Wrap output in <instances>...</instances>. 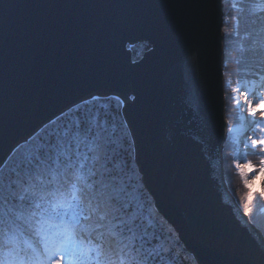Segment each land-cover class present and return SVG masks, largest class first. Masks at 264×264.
<instances>
[{
  "label": "snow or ice",
  "instance_id": "6c2138e0",
  "mask_svg": "<svg viewBox=\"0 0 264 264\" xmlns=\"http://www.w3.org/2000/svg\"><path fill=\"white\" fill-rule=\"evenodd\" d=\"M27 7L0 5V17L16 21L24 36L12 118L0 123V264H177L190 250L180 248L178 229L156 204L161 185L188 204L183 219L197 228L202 248L223 251L231 264H264V234L253 222L257 202H264V136L255 135L264 132V0H230L222 37L235 45L225 49L223 67L235 65L225 74L236 76L230 99L240 121L227 130L239 134L246 125L252 135H244L243 147L261 157L235 165L253 204L242 215L254 247L219 227L179 143L164 161L153 148L162 122L161 69L176 56L202 61V45L175 19L177 6H163V24L148 11L35 19L20 11ZM203 23L201 15V30ZM138 43L145 55L123 61L121 49ZM116 88L115 96L99 91ZM82 89L97 91L67 102ZM201 132L214 133L212 103Z\"/></svg>",
  "mask_w": 264,
  "mask_h": 264
},
{
  "label": "water",
  "instance_id": "95a60500",
  "mask_svg": "<svg viewBox=\"0 0 264 264\" xmlns=\"http://www.w3.org/2000/svg\"><path fill=\"white\" fill-rule=\"evenodd\" d=\"M16 3L32 7L21 8L20 11L35 14L33 18L47 19L52 16H82L87 19L95 15L130 14L138 11H148L164 23V13L168 11L165 5L177 6L175 19L186 25L188 36L203 47L202 61L197 65L185 61L179 56L173 62L161 69L164 77L162 90L161 116L162 122L154 138L155 154L164 161L173 146L179 143L187 154L189 161L196 169L201 180L205 195L210 203L212 214L222 230H225L249 247H254L248 232L245 231L247 217L242 215L230 192L228 191L221 167V144L225 134L224 99L222 89V33H221V0H0V5ZM160 5L161 7L136 8L127 7H82L87 5ZM204 4L208 8H190L187 5ZM71 7H64V6ZM203 15V29L198 21ZM193 21L197 26L193 28ZM24 47L23 32L16 21L0 17V108L5 115L0 118H12V98L15 81L20 66V56ZM129 46L121 49L120 57L131 64ZM142 51L139 58L144 56ZM207 78L211 95L205 86ZM97 89H82L68 98L67 102L87 98L90 92ZM107 94H120V89H101ZM123 98V97H121ZM212 103L214 133L212 137L204 136L201 132L208 104ZM59 107H63L60 105ZM54 109L53 111H56ZM51 115V113H49ZM10 139V137H9ZM13 137L9 143H13ZM155 201L162 216L178 229V236L183 248L186 246L196 264H231V257L215 247L204 249L200 245L199 232L195 226H189L183 219V211L188 207L186 202L175 199L168 191L160 187V193L155 195ZM255 235V233H253ZM196 256L199 260H196Z\"/></svg>",
  "mask_w": 264,
  "mask_h": 264
},
{
  "label": "trees",
  "instance_id": "16d2710c",
  "mask_svg": "<svg viewBox=\"0 0 264 264\" xmlns=\"http://www.w3.org/2000/svg\"><path fill=\"white\" fill-rule=\"evenodd\" d=\"M230 3V0H221V32L222 37L224 31L227 29L224 26V17L227 15V9L228 5ZM235 15V13H232ZM232 21H229V27L231 26ZM142 43V42H140ZM140 43L137 44L135 48L129 46L130 50V57L131 60H136L141 55L143 48L140 46ZM234 43H229L227 40L222 39V78H223V98H224V117L227 121V126L229 127L231 124L238 122V115L236 113V109L234 105L232 104V100L230 97L232 96L231 88L235 85L236 76L233 72L231 76L226 75L225 73L228 71H231L235 68L234 64H229L228 68L225 69L223 67L224 65V56H225V49L234 48ZM235 55V52H233ZM231 79L233 81L232 85H229L227 83V80ZM115 96V95H113ZM115 101H113V104ZM256 131V135L257 132ZM260 133V131H259ZM232 139L230 137V134L227 133L226 138L222 142L221 146V157H222V170H223V177L225 184L227 185V188L230 190V192L234 195L236 198L237 203L244 209L245 205H247L248 208L253 207V204L248 201L247 197L245 196L246 189H244L243 182L241 177L239 176V173L236 172L237 170L234 168V165L230 159L231 157V150L233 147ZM246 154L252 160L254 163H258L259 159L261 158L258 155H253L251 149H246ZM241 196H245V199L242 201L240 199ZM264 202H257L255 211L253 213V216L257 223L260 224L261 227L264 228V212L260 210L262 209ZM247 209V208H246ZM254 222V221H253ZM180 248L183 249V246L180 243ZM179 251V249H178ZM177 264H196L195 260L193 259L192 255L189 252L182 253V260L177 261Z\"/></svg>",
  "mask_w": 264,
  "mask_h": 264
},
{
  "label": "rangeland",
  "instance_id": "374dc122",
  "mask_svg": "<svg viewBox=\"0 0 264 264\" xmlns=\"http://www.w3.org/2000/svg\"><path fill=\"white\" fill-rule=\"evenodd\" d=\"M220 28H221V27H220ZM221 33H222V32H221ZM221 70H222V67H221ZM234 86H235V85H234ZM234 86H233V87H234ZM241 99H243V98L241 97ZM244 127H246V125L243 126V127L241 128V132H240L239 134H238V133H232V135L235 136L236 140H239V141H240L239 144L236 143V145H235V149H234L233 151L231 150V157H230V159H231V161H232V163H233V165H234V168H235L236 170H237V168L235 167V165H236L237 162L243 164V163L245 162V160H250V158H249L248 155L246 154V149L243 147V140H244L243 138H244V135H245V134H247V135H252V133H251V132L245 133V132H244ZM261 133H262V135H261V134L259 133V131H258V132H257L258 135H256V132H255V135H256V136H264V132H261ZM236 172H238V170H237ZM249 179H252V177L249 176ZM255 184H257L258 186L255 185ZM260 186H261V180H260L259 178L255 179V181H254V188H257V187L260 188ZM226 187H227V185H226ZM227 189H228V188H227ZM228 191L230 192L229 189H228ZM230 194H231V196L233 197V199H234V201L236 202V204L238 205V207L241 209V211H242V212L247 211L246 208L243 209V208L237 203L236 198L234 197V195H233L231 192H230ZM260 210L262 211L261 208H260ZM253 218H254V216H253ZM253 221H254V225H255V227L258 228V229L261 231L262 234H264V228L261 227L260 224L256 222L255 218L253 219Z\"/></svg>",
  "mask_w": 264,
  "mask_h": 264
},
{
  "label": "bare ground",
  "instance_id": "6f19581e",
  "mask_svg": "<svg viewBox=\"0 0 264 264\" xmlns=\"http://www.w3.org/2000/svg\"><path fill=\"white\" fill-rule=\"evenodd\" d=\"M222 44V43H221ZM223 89V88H222ZM223 115H224V112H223ZM226 121V120H225ZM225 124H226V122H225ZM244 139V138H243Z\"/></svg>",
  "mask_w": 264,
  "mask_h": 264
}]
</instances>
